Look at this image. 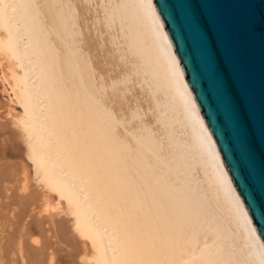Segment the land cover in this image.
Segmentation results:
<instances>
[{
  "label": "bare ground",
  "instance_id": "obj_1",
  "mask_svg": "<svg viewBox=\"0 0 264 264\" xmlns=\"http://www.w3.org/2000/svg\"><path fill=\"white\" fill-rule=\"evenodd\" d=\"M0 1V264H264L152 0Z\"/></svg>",
  "mask_w": 264,
  "mask_h": 264
},
{
  "label": "water",
  "instance_id": "obj_2",
  "mask_svg": "<svg viewBox=\"0 0 264 264\" xmlns=\"http://www.w3.org/2000/svg\"><path fill=\"white\" fill-rule=\"evenodd\" d=\"M264 247V0H152Z\"/></svg>",
  "mask_w": 264,
  "mask_h": 264
},
{
  "label": "rangeland",
  "instance_id": "obj_3",
  "mask_svg": "<svg viewBox=\"0 0 264 264\" xmlns=\"http://www.w3.org/2000/svg\"><path fill=\"white\" fill-rule=\"evenodd\" d=\"M1 2V1H0ZM1 12H2V8H1V3H0V22H1ZM2 30V27H1V24H0V31ZM5 57L3 56V58H2V55H0V104H2V103H4L3 105H5V106H2V108L0 109V123H2V124H8V126L9 127H12V128H15V129H18V128H20V127H18L17 125H16V123H15V119L14 118H12L11 116H8V114L9 113H7L8 111H6V110H8V108L11 110L10 112L12 113V112H14V110H17V113L18 114H22L23 115V112H24V106H23V98H21L22 97V94L20 93V86H21V84L19 85V80L20 79H17L18 77H20L21 78V76H23V72H22V69L20 68V66H19V64H18V61L14 58V59H9L8 57H7V59L5 58ZM12 58V57H11ZM12 60H15V62H12ZM17 64V65H16ZM11 67V68H10ZM10 68V69H9ZM16 69V70H15ZM3 70V71H2ZM12 70H15V76H18L17 78L15 77V76H13L14 78H12V74H11V72H12ZM1 72H3V73H1ZM4 72H5V74H4ZM17 72H19V74L17 73ZM21 73H22V75H21ZM7 75V79L11 82V84L13 85L14 84V81H13V79L15 80V82L17 83V81L19 82V83H17V86H16V84L15 85H13V89H15V92L17 93V96H15V97H13V95H12V92L10 91V88L7 86H5L4 85V79H3V77L4 76H2V75ZM16 74H18V75H16ZM21 75V76H20ZM17 79V80H16ZM19 85V86H18ZM10 91V92H9ZM19 91V92H18ZM21 92H22V90H21ZM20 93V94H19ZM12 99V102L10 101V100H8V99ZM11 103H10V102ZM8 102V103H7ZM6 103V104H5ZM10 104V105H9ZM12 104H13V107H12ZM8 107H7V106ZM7 109H6V108ZM11 107H12V109H11ZM14 107H15V109H14ZM14 109V110H13ZM2 116H3V119H1L2 118ZM22 128V127H21ZM23 129V128H22ZM22 129L20 130L21 132H22ZM0 130H1V127H0ZM24 131V130H23ZM32 131H28V132H26V134H29V133H31ZM28 138H30V136H28ZM19 144H21V146H23V142H21V141H19ZM22 155L24 156V153H22ZM25 157V156H24ZM24 157H22V158H24ZM26 158V157H25ZM24 158V160H26L27 161V159H25ZM29 162V161H28ZM32 181V180H31ZM64 201V200H63ZM64 204L65 203H67V202H63ZM70 206V207H69ZM74 208V206L70 203V204H68V205H64V209H63V211H61V213L62 212H64V211H67V210H71V209H73Z\"/></svg>",
  "mask_w": 264,
  "mask_h": 264
}]
</instances>
